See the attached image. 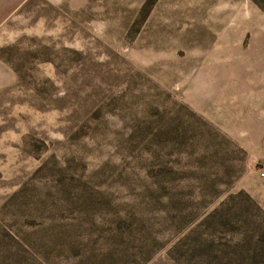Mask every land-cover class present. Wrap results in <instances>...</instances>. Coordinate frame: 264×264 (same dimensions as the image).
<instances>
[{"label": "rangeland", "instance_id": "1", "mask_svg": "<svg viewBox=\"0 0 264 264\" xmlns=\"http://www.w3.org/2000/svg\"><path fill=\"white\" fill-rule=\"evenodd\" d=\"M0 264H264V0H0Z\"/></svg>", "mask_w": 264, "mask_h": 264}]
</instances>
